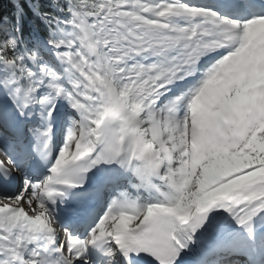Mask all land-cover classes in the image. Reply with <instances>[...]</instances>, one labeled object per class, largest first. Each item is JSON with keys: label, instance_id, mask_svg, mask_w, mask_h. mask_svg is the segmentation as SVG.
<instances>
[{"label": "snow or ice", "instance_id": "6c2138e0", "mask_svg": "<svg viewBox=\"0 0 264 264\" xmlns=\"http://www.w3.org/2000/svg\"><path fill=\"white\" fill-rule=\"evenodd\" d=\"M0 157V264H264V0H3Z\"/></svg>", "mask_w": 264, "mask_h": 264}, {"label": "trees", "instance_id": "16d2710c", "mask_svg": "<svg viewBox=\"0 0 264 264\" xmlns=\"http://www.w3.org/2000/svg\"><path fill=\"white\" fill-rule=\"evenodd\" d=\"M3 2V0H0V3H2Z\"/></svg>", "mask_w": 264, "mask_h": 264}]
</instances>
